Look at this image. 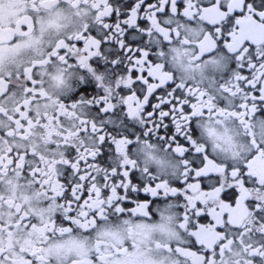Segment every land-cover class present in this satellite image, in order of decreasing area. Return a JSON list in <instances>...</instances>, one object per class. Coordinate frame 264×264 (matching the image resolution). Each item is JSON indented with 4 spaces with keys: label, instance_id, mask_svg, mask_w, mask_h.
Masks as SVG:
<instances>
[{
    "label": "snow or ice",
    "instance_id": "obj_1",
    "mask_svg": "<svg viewBox=\"0 0 264 264\" xmlns=\"http://www.w3.org/2000/svg\"><path fill=\"white\" fill-rule=\"evenodd\" d=\"M0 264H264V0H0Z\"/></svg>",
    "mask_w": 264,
    "mask_h": 264
},
{
    "label": "flooded vegetation",
    "instance_id": "obj_2",
    "mask_svg": "<svg viewBox=\"0 0 264 264\" xmlns=\"http://www.w3.org/2000/svg\"><path fill=\"white\" fill-rule=\"evenodd\" d=\"M81 44H82V42H81ZM81 44H78V46H81ZM91 90L92 89H89V91H91ZM165 123H168V125H169L168 131L171 132L173 130V126L171 125L170 121L166 120ZM160 134L161 135L164 134V130L163 129L161 130ZM136 182H138V181H136ZM174 186L182 187L183 185H182L181 182H177ZM138 198L141 200V202L154 200V198H152V197H150V196H148L147 194H144V193H141ZM155 203L157 205H160L161 202L159 200H156ZM179 203L180 204L183 203V199L182 198L179 200ZM128 206H134V205L129 203ZM149 210H150V212L154 213V212H156V207L153 206V205H150V209ZM158 218H159V216H158V213H157V215L155 216V219H158Z\"/></svg>",
    "mask_w": 264,
    "mask_h": 264
}]
</instances>
